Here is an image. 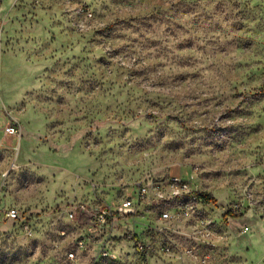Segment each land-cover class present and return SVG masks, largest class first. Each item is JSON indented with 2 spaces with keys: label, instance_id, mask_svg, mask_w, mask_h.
Here are the masks:
<instances>
[{
  "label": "rangeland",
  "instance_id": "rangeland-1",
  "mask_svg": "<svg viewBox=\"0 0 264 264\" xmlns=\"http://www.w3.org/2000/svg\"><path fill=\"white\" fill-rule=\"evenodd\" d=\"M0 264H264V0H0Z\"/></svg>",
  "mask_w": 264,
  "mask_h": 264
},
{
  "label": "built area",
  "instance_id": "built-area-1",
  "mask_svg": "<svg viewBox=\"0 0 264 264\" xmlns=\"http://www.w3.org/2000/svg\"><path fill=\"white\" fill-rule=\"evenodd\" d=\"M8 133H14L16 132L15 126H8L7 127ZM150 190L152 191V194L150 196L157 197L158 199H180L184 198L186 203L182 204L180 207L179 212L182 215H189L193 212L194 206L191 203H195L197 200L192 199L191 201H188L189 198L192 196L190 194V188L188 186V183L185 179L179 176H171L169 179L163 182H155L152 183L150 186L139 184L136 186V189L128 194L126 197L123 198V200L117 204L113 205H106L105 207H102L101 209L94 212V215L91 219L93 223H96L100 226H111L113 224V220L115 216H123L127 213L133 214L135 212V208L150 194ZM175 209V208H174ZM178 210L175 209L173 213L170 209L164 210L160 213L159 219L162 221H168L173 217H178L179 213ZM6 217L10 219H19L21 218V215L19 213V210L14 207H10L5 210ZM200 222L204 223L205 221L200 219ZM25 231L27 234H31V228L29 225H25ZM75 244L77 246L83 247L84 246V239L78 238L75 241ZM148 244L146 243H136V255L138 257L145 256L146 248H148ZM168 246H164V251H168ZM189 253H182L186 255H192L193 249H188ZM170 254V253H166ZM99 256L106 257V258H112L115 259L116 255L114 253H109L107 247L101 246L100 253H98ZM68 258L75 260L77 258V253H74V251H71L67 253Z\"/></svg>",
  "mask_w": 264,
  "mask_h": 264
},
{
  "label": "trees",
  "instance_id": "trees-1",
  "mask_svg": "<svg viewBox=\"0 0 264 264\" xmlns=\"http://www.w3.org/2000/svg\"><path fill=\"white\" fill-rule=\"evenodd\" d=\"M203 198H205V197H203Z\"/></svg>",
  "mask_w": 264,
  "mask_h": 264
}]
</instances>
